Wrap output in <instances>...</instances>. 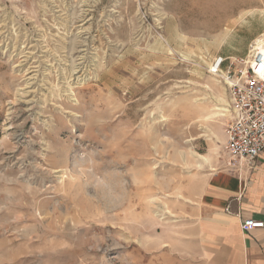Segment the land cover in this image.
Here are the masks:
<instances>
[{"label":"rangeland","instance_id":"obj_1","mask_svg":"<svg viewBox=\"0 0 264 264\" xmlns=\"http://www.w3.org/2000/svg\"><path fill=\"white\" fill-rule=\"evenodd\" d=\"M260 37L264 0H0V264H198L210 66Z\"/></svg>","mask_w":264,"mask_h":264},{"label":"crops","instance_id":"obj_2","mask_svg":"<svg viewBox=\"0 0 264 264\" xmlns=\"http://www.w3.org/2000/svg\"><path fill=\"white\" fill-rule=\"evenodd\" d=\"M206 177L193 202L197 263L264 264V151L251 168L227 162ZM248 220L263 228L243 231Z\"/></svg>","mask_w":264,"mask_h":264},{"label":"built area","instance_id":"obj_3","mask_svg":"<svg viewBox=\"0 0 264 264\" xmlns=\"http://www.w3.org/2000/svg\"><path fill=\"white\" fill-rule=\"evenodd\" d=\"M247 58L228 67L225 59L216 58L211 69L225 84L224 151L229 164L238 163V169L251 168L264 151V55L255 41L248 46ZM241 223L243 231L263 228V223L253 220Z\"/></svg>","mask_w":264,"mask_h":264},{"label":"bare ground","instance_id":"obj_4","mask_svg":"<svg viewBox=\"0 0 264 264\" xmlns=\"http://www.w3.org/2000/svg\"><path fill=\"white\" fill-rule=\"evenodd\" d=\"M255 42L257 44L258 50L261 51L262 54L264 55V37H260V38H258V40L256 39ZM210 67H211V69H213V65H211ZM213 75L218 76V77L220 76V74H218V73H214ZM224 111H225V109H224Z\"/></svg>","mask_w":264,"mask_h":264}]
</instances>
